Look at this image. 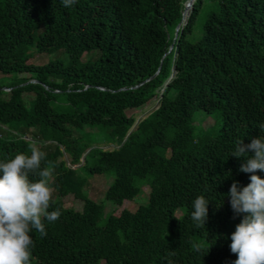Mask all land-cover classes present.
I'll return each instance as SVG.
<instances>
[{
    "label": "trees",
    "instance_id": "16d2710c",
    "mask_svg": "<svg viewBox=\"0 0 264 264\" xmlns=\"http://www.w3.org/2000/svg\"><path fill=\"white\" fill-rule=\"evenodd\" d=\"M187 1L78 0L65 8L61 0H0V75L9 78L0 85V161L43 151L54 192L48 211L62 212L45 222L46 236L30 233L31 264L237 259L231 233L245 214L227 194L251 174L238 171L247 158L231 153L237 140L264 135V0ZM203 7L210 10L196 29ZM33 53L54 58L33 65ZM153 99L140 121L127 114ZM196 112H216L218 129L194 130ZM98 136L114 148L96 146ZM78 170L111 174L104 197L116 206L144 187L147 204L103 217L102 205L83 195ZM199 195L210 201L205 228L190 217ZM68 198L81 201L80 212L63 207Z\"/></svg>",
    "mask_w": 264,
    "mask_h": 264
},
{
    "label": "clouds",
    "instance_id": "9594fccd",
    "mask_svg": "<svg viewBox=\"0 0 264 264\" xmlns=\"http://www.w3.org/2000/svg\"><path fill=\"white\" fill-rule=\"evenodd\" d=\"M77 2L61 0L65 8ZM258 127L264 132V122L258 123ZM231 155L246 157L238 171L251 174L247 186L241 188L234 180L227 194L232 210L245 214L231 233L229 247L237 255L233 264H264V179L256 174L257 170L264 171V135L252 138L248 144L237 140ZM45 156L34 146L30 155L20 153L13 159L0 161V264H31L35 241L30 233L35 230L41 237L46 236L45 222L54 223L62 214L60 208L48 211L52 207L49 203L52 188L45 179L51 171L47 166L42 167ZM209 203L204 195L192 201L190 217L197 228H205ZM193 248L202 251L199 244ZM168 255L173 256L175 252ZM168 264L172 262L169 260Z\"/></svg>",
    "mask_w": 264,
    "mask_h": 264
},
{
    "label": "rangeland",
    "instance_id": "374dc122",
    "mask_svg": "<svg viewBox=\"0 0 264 264\" xmlns=\"http://www.w3.org/2000/svg\"><path fill=\"white\" fill-rule=\"evenodd\" d=\"M208 8V7H207ZM203 7L201 12L199 13L198 20L196 23V29H200L204 17L207 13L209 8ZM209 12V11H208ZM198 39L197 30L195 33L190 37V41L194 42ZM32 53V51H31ZM56 58L60 57V54L55 56ZM54 57L48 56H38L33 53V59L30 62L33 65H43L46 64L48 61L53 60ZM28 77L29 75H23ZM9 78L0 75V85H4L8 83ZM25 99V98H24ZM26 100V99H25ZM27 102V101H26ZM157 106V99H153L146 104L142 105L139 108H135L133 110H128L127 114L133 116L135 121L138 122L146 116L150 111H152ZM220 117L216 112H212L210 114H206L205 112H196L193 116L192 127L194 130L203 129V128H214L215 130L218 129L220 126ZM96 146L101 148L102 150H111L114 148L113 145L107 144L100 136L96 137ZM63 159L68 164V157L64 154ZM73 168H77V166H72ZM78 176L83 182V195L86 196L88 199L93 200L94 202L102 205L103 207V217L108 215H115L118 216L122 210L128 209L134 211L139 206H145L148 200V189L147 187L142 188L141 194L138 197H135L131 201H124L122 205L116 206L111 202L107 201L104 197L105 191L112 182L113 176L111 174H102V175H91L86 171L78 170ZM54 199V192L52 190V199ZM69 199V200H68ZM65 199L63 202V207L66 209H71L73 211L80 212L82 209V204L80 200H73L71 198ZM182 211L179 210L175 213V217L181 216ZM104 220V219H103ZM102 223V222H101Z\"/></svg>",
    "mask_w": 264,
    "mask_h": 264
},
{
    "label": "bare ground",
    "instance_id": "6f19581e",
    "mask_svg": "<svg viewBox=\"0 0 264 264\" xmlns=\"http://www.w3.org/2000/svg\"><path fill=\"white\" fill-rule=\"evenodd\" d=\"M187 3H189L190 8H191V2H190V1H187V2L185 3V5H186ZM184 8H185V6H184ZM183 10H184V9H183ZM189 11H190V9H189ZM189 11H188V14H189ZM188 14H187V15H188ZM187 15H186V17H187ZM186 17H185V13L183 12V17H182V20H181L182 23L185 22Z\"/></svg>",
    "mask_w": 264,
    "mask_h": 264
},
{
    "label": "water",
    "instance_id": "95a60500",
    "mask_svg": "<svg viewBox=\"0 0 264 264\" xmlns=\"http://www.w3.org/2000/svg\"><path fill=\"white\" fill-rule=\"evenodd\" d=\"M188 1H190L191 4H192V2H193V0H188ZM181 24H182V21L176 26V28H175V33H174V37L177 36V31H178V28H179V26H180Z\"/></svg>",
    "mask_w": 264,
    "mask_h": 264
}]
</instances>
